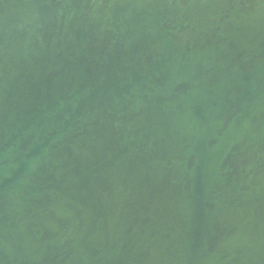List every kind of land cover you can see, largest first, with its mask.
Returning <instances> with one entry per match:
<instances>
[{
  "label": "water",
  "instance_id": "95a60500",
  "mask_svg": "<svg viewBox=\"0 0 264 264\" xmlns=\"http://www.w3.org/2000/svg\"><path fill=\"white\" fill-rule=\"evenodd\" d=\"M0 264H264V0H0Z\"/></svg>",
  "mask_w": 264,
  "mask_h": 264
}]
</instances>
